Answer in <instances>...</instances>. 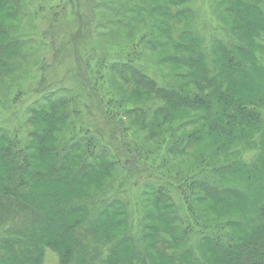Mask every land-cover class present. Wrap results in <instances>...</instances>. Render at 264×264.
Returning <instances> with one entry per match:
<instances>
[{
  "label": "clouds",
  "instance_id": "clouds-1",
  "mask_svg": "<svg viewBox=\"0 0 264 264\" xmlns=\"http://www.w3.org/2000/svg\"><path fill=\"white\" fill-rule=\"evenodd\" d=\"M0 264H264V0H0Z\"/></svg>",
  "mask_w": 264,
  "mask_h": 264
}]
</instances>
